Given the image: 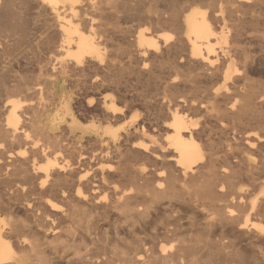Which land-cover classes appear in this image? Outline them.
Returning a JSON list of instances; mask_svg holds the SVG:
<instances>
[{
    "label": "bare ground",
    "instance_id": "obj_1",
    "mask_svg": "<svg viewBox=\"0 0 264 264\" xmlns=\"http://www.w3.org/2000/svg\"><path fill=\"white\" fill-rule=\"evenodd\" d=\"M116 5L138 23L108 74L146 109L133 128L113 99L106 124L77 114L65 86L105 65ZM0 31V264H235L264 244V0H0ZM23 43L64 54L43 88L8 78ZM93 136L125 148L75 146Z\"/></svg>",
    "mask_w": 264,
    "mask_h": 264
},
{
    "label": "rangeland",
    "instance_id": "obj_2",
    "mask_svg": "<svg viewBox=\"0 0 264 264\" xmlns=\"http://www.w3.org/2000/svg\"><path fill=\"white\" fill-rule=\"evenodd\" d=\"M118 6V7H117ZM121 5H116V7L114 9H112L111 14L108 11V13L105 14V17H107L106 22H103V24H101V20L99 23H97V25H95V29L99 32H103L105 31V33L108 34V36L104 39L102 46L104 47L103 52H105L104 54V64L103 68H95V67H91L86 69V71L84 72H78V71H73V72H69L68 75L65 77V86H66V93H68L70 96H72V102L74 105V109L77 112V114L80 112V114H88L89 111L93 112L94 116H96L95 119L101 120V124H106L107 120L105 119L107 117V114L105 111H103V104H101L102 100L106 99H113L114 102L116 103V105L119 108L123 109V113L120 114L117 118H113L112 121L110 122L112 125H115L116 127H122V126H130V128H133L134 126H136L137 122L141 121L142 119H144L146 117V109L143 107V105L140 102H135L133 103V105L131 107H126V101L125 99L121 96V92L119 91V89H124V85L121 86H117L115 85L110 79H108L109 75L112 74V68L114 64H120V63H124L127 61L128 58H126V48L128 46L127 43L131 42L134 38L133 34H135V30H137L138 26H137V21L133 20L132 17H130L129 15L125 16V12L123 13L122 11V7H120ZM119 8V10H118ZM37 9H33L32 12H37ZM115 11V12H114ZM113 14V15H112ZM117 14V16H116ZM125 14L124 16L121 15ZM111 15V17H110ZM115 16V17H114ZM114 17V18H113ZM120 17V18H119ZM117 18V20L115 19ZM126 18V19H125ZM118 19H120L119 21L122 23H119ZM132 19V20H131ZM126 20V22L124 23V21ZM128 20V21H127ZM113 21V22H112ZM107 22H108V26H107ZM117 22V23H116ZM136 23V24H135ZM38 25L41 26V22L38 21L37 22ZM100 24V25H99ZM115 24V25H114ZM118 24V25H117ZM121 27H120V25ZM125 26H124V25ZM129 24V25H128ZM99 25V26H98ZM106 25V26H105ZM129 27H128V26ZM102 26V27H101ZM118 26V27H117ZM126 27L129 32H124L122 31V27ZM133 31H132V29ZM134 26V27H132ZM98 27V28H97ZM116 27V28H115ZM110 28V29H109ZM120 28V29H119ZM107 29V30H106ZM102 30V31H101ZM116 30V31H115ZM168 31L173 32V34L175 33L173 29L171 28H167ZM43 31V29L41 30ZM1 34H6L8 32V35L11 34L10 31L4 32V31H0ZM3 32V33H2ZM112 32V33H111ZM122 32V33H121ZM131 32V33H130ZM125 33V34H124ZM112 34V35H110ZM115 34V35H114ZM12 35V34H11ZM9 35V37H7V40H12L15 39V37L17 35L11 36ZM129 35V36H127ZM111 36V37H110ZM4 38V36H3ZM10 38V39H9ZM109 38V40H108ZM112 38V39H111ZM114 38V39H113ZM132 39V40H131ZM107 41V42H106ZM120 46H119V45ZM23 45V46H22ZM22 45H20L19 49L12 55L10 54V57L8 55L7 60L5 59V61L7 62L8 60H11V70L8 71V74L11 76H8V78H10L11 80H17L16 78H19V80L22 81H31L34 83H41V86L43 88V86H45L46 84V78H50V76L46 77L44 79V76H46L47 74H49V70L51 68V65L53 63L59 64L56 66H60V61L62 59H64V54H60L58 55L57 52H55V50H53L54 52L51 53L52 51L50 49H47L43 46L39 47V51L37 50L35 53H33L28 47L27 44L23 43ZM105 45V46H104ZM107 45V46H106ZM45 48V49H44ZM22 50V51H21ZM49 50V51H48ZM42 51V52H41ZM128 51V50H127ZM47 52V53H46ZM112 52V53H111ZM125 52V55H124ZM56 53V54H55ZM15 54L18 58V62L16 60H14ZM50 56H48V55ZM54 54V55H53ZM118 54V55H117ZM12 55V56H11ZM33 55V56H32ZM37 55V56H36ZM52 55V56H51ZM51 57H52V61H51ZM55 59V60H53ZM107 60V61H106ZM109 60V61H108ZM51 61V62H48ZM54 61V62H53ZM48 62V64H47ZM58 62V63H57ZM113 63V64H112ZM14 64H17V68L14 67ZM46 64V65H45ZM42 67H41V66ZM49 65V66H47ZM108 65V66H107ZM112 65V68H111ZM107 66V67H106ZM110 66V67H109ZM39 67V68H38ZM48 67V68H46ZM46 68V69H45ZM107 68V69H106ZM92 69V70H91ZM98 69V70H97ZM48 70V71H47ZM108 71V72H107ZM78 72V73H76ZM107 72V73H105ZM43 75H42V74ZM46 73V74H45ZM71 73V74H70ZM74 73V74H73ZM103 73V74H102ZM100 74V75H99ZM109 74V75H108ZM16 75V76H15ZM108 75V76H107ZM14 76V77H13ZM25 77V78H24ZM28 77V78H27ZM59 77V74L55 75V78ZM105 77V78H104ZM91 78V79H90ZM32 79V80H31ZM90 79V80H89ZM95 79H97V81H94ZM64 80V78H63ZM78 80V81H77ZM18 81V80H17ZM94 81V82H93ZM105 81V82H104ZM86 82V83H85ZM108 82V83H107ZM110 82V83H109ZM83 83V84H82ZM43 84V85H42ZM87 84V85H86ZM104 84V85H103ZM113 85V86H111ZM129 85V84H128ZM127 85L128 89L131 90V85L129 86ZM97 86V87H95ZM103 86V87H102ZM92 87V88H91ZM95 87V88H94ZM137 87L135 84L132 86V88ZM87 88V89H86ZM108 88V89H107ZM114 88V89H113ZM133 88V89H134ZM85 89V90H84ZM96 91V92H95ZM119 91V92H118ZM130 93V92H129ZM82 94V95H81ZM117 96V97H116ZM122 97V98H121ZM116 98V99H115ZM81 100V101H80ZM117 100V101H116ZM122 101V102H121ZM90 104V106H89ZM125 106H124V105ZM142 105V106H141ZM124 106V107H123ZM78 107V108H77ZM127 110H126V109ZM125 110V111H124ZM103 111V112H102ZM105 112V113H104ZM126 114H125V113ZM98 114V115H97ZM106 115V117H104ZM103 116V117H102ZM121 116V117H120ZM134 117V118H133ZM119 119V120H118ZM99 122V123H100ZM133 122V123H132ZM118 123V124H117ZM218 133V132H217ZM215 134L214 137L217 138L216 140L218 141V143H222L220 146L225 144V139H221L222 135L221 134ZM219 135L220 137L218 138ZM68 138H66V137ZM72 137V138H71ZM64 138L67 139L66 143H69V141H71L70 145L73 146V142L75 141L76 137H74L73 135L70 134H65ZM93 138V139H92ZM90 138V140H86L83 142V144H78L75 146L78 149H82L85 152H99L98 150H100V152L105 151L106 148L107 150L109 149V151L111 152H115L117 151L119 148L124 149L125 145H124V141L121 142V145H115L114 143H112L110 140L109 141H103L97 137H92ZM71 139V140H70ZM95 139V141H94ZM69 140V141H68ZM93 140V141H92ZM88 141V142H87ZM100 142L99 143H97ZM96 142V143H95ZM105 143V145L103 144ZM85 144V145H84ZM97 144V145H96ZM111 144V145H110ZM81 145V146H80ZM84 145V146H83ZM107 145V147H105ZM120 145V146H119ZM90 146V147H89ZM110 146V147H109ZM112 146V148H111ZM67 147H69V144L67 145ZM81 147V148H80ZM101 147V148H100ZM102 147H105V149H103ZM123 147V148H122ZM93 148V149H91ZM116 149V150H114ZM114 150V151H113ZM113 160V161H112ZM110 162L111 164H115V159H112ZM111 164H109V166H112ZM98 179V177L96 178ZM244 188H249L248 186V182H244ZM60 204H63V202L58 201ZM262 228H264V221H259L258 223ZM242 249H240L238 251V254L236 255V263L235 264H264V244L263 243H257V245L253 246V247H247L246 245H241ZM263 247V248H262ZM203 251V250H202ZM201 251V252H202ZM242 251V252H241ZM201 252H199L197 254V256L201 257L203 254H201ZM205 253V251H203ZM202 252V253H203ZM239 253L241 255H239ZM253 256H252V255ZM239 259H238V258ZM243 257V258H242ZM249 257V258H248ZM254 260V261H253ZM245 262V263H244Z\"/></svg>",
    "mask_w": 264,
    "mask_h": 264
}]
</instances>
